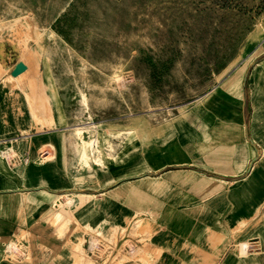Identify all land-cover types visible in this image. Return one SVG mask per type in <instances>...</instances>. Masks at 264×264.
I'll return each mask as SVG.
<instances>
[{
    "label": "rangeland",
    "instance_id": "obj_1",
    "mask_svg": "<svg viewBox=\"0 0 264 264\" xmlns=\"http://www.w3.org/2000/svg\"><path fill=\"white\" fill-rule=\"evenodd\" d=\"M263 41L264 0H0V77L19 91L26 116L25 137L0 141V194L18 190L16 177L22 189L14 195L23 243L10 256H25L24 242L34 243L46 196L43 221L71 247L74 264H97L84 246L91 250L96 234L106 235L88 204L94 195L74 192L112 183L114 165L135 161L146 133L183 120L243 58L261 52ZM19 62L26 73L14 78ZM48 132L58 141L31 138ZM80 138L99 148V160L84 159ZM40 166L44 172L33 171ZM51 186L57 194L47 192ZM135 228L142 233V225ZM144 250L120 262L151 264L148 244Z\"/></svg>",
    "mask_w": 264,
    "mask_h": 264
},
{
    "label": "crops",
    "instance_id": "obj_2",
    "mask_svg": "<svg viewBox=\"0 0 264 264\" xmlns=\"http://www.w3.org/2000/svg\"><path fill=\"white\" fill-rule=\"evenodd\" d=\"M18 94L0 77V141L25 137L26 116ZM174 121L145 134L135 161L114 162L112 183L82 191L94 195L88 204L103 233L114 243V235L118 239L114 252L97 264H124L122 255L137 254L147 244L144 254L153 258L151 264H264L262 247L252 246L264 238V49L248 54L183 120ZM10 129L18 137L3 135ZM58 135L31 138L57 142ZM0 166L6 171L5 164ZM43 167L57 172L54 166ZM43 167L33 171L40 174ZM15 182L17 191L0 194V264H74L71 247L43 221L50 205L46 196L35 214L34 243L24 242L25 256H10L16 249L9 243L22 226L14 195L22 190L19 177ZM56 187L38 191L57 194ZM136 225H142L141 234L134 235ZM78 236L88 239L84 231ZM244 242L249 248H243Z\"/></svg>",
    "mask_w": 264,
    "mask_h": 264
},
{
    "label": "bare ground",
    "instance_id": "obj_3",
    "mask_svg": "<svg viewBox=\"0 0 264 264\" xmlns=\"http://www.w3.org/2000/svg\"><path fill=\"white\" fill-rule=\"evenodd\" d=\"M33 50V49H32ZM18 69H19V71L21 70V69H23L22 68V66H20V65H18V67H17ZM25 73H26V71H23L22 70V72H18V74L17 75H14L13 77L14 78H19V77H24L23 75H25ZM40 77V76H39ZM31 78V77H30ZM33 78V77H32ZM38 80V79H37ZM38 84V83H37ZM42 85V84H41ZM41 85H39V86H41ZM39 88V87H38ZM41 88V87H40ZM43 88V87H42ZM41 88V89H42ZM40 90V89H39ZM40 92H41V90H40ZM48 117V116H47ZM77 128V127H76ZM83 128H85V127H79V131L80 132H82V130H83ZM75 131H77V129L75 130ZM80 141H81V138H80ZM92 141H94V142H92V143H95V140H92ZM77 145L79 146H81V147H84V148H86L87 149V152H85L84 153V156H83V154H82V156L84 157V159H86V161L88 160L87 158H88V156H92L93 157V159H95V161H97V160H99L100 159V154H96L97 152L99 153L100 152V150H99V148H94V145H93V147L91 146V147H89V148H87L88 146V144L86 145L85 143H83L82 141L81 142H78L77 143ZM82 152H84V151H82ZM81 155V154H80ZM91 157V158H92ZM82 158V157H81ZM79 160H81V159H79ZM85 161V160H84ZM83 161V162H84ZM88 162V161H87ZM89 163V162H88ZM74 194H81V196L82 195H85V193H83V192H74ZM59 196H61L60 194H59ZM72 202H76V196L75 195H73L72 197H70L69 198V204H71ZM252 239V238H251ZM262 241H263V239H262ZM261 241V242H262ZM20 244H22V238L20 237V236H18L17 237V239L16 240H13V241H11L10 243H9V248H13V247H16V246H19ZM261 244V245H260ZM262 244L263 243H258V244H254V245H252V246H255V247H258V246H261L262 247ZM249 246H250V244L248 243V242H244V244H243V248L244 249H247V248H249ZM239 249V248H238ZM257 251V250H256ZM255 251V252H256ZM248 252V251H247ZM254 252V253H255Z\"/></svg>",
    "mask_w": 264,
    "mask_h": 264
},
{
    "label": "built area",
    "instance_id": "obj_4",
    "mask_svg": "<svg viewBox=\"0 0 264 264\" xmlns=\"http://www.w3.org/2000/svg\"><path fill=\"white\" fill-rule=\"evenodd\" d=\"M114 242L108 238V236L101 234L100 232L96 234V243L90 250V254L97 256L98 259L106 258L107 253L114 252Z\"/></svg>",
    "mask_w": 264,
    "mask_h": 264
},
{
    "label": "water",
    "instance_id": "obj_5",
    "mask_svg": "<svg viewBox=\"0 0 264 264\" xmlns=\"http://www.w3.org/2000/svg\"><path fill=\"white\" fill-rule=\"evenodd\" d=\"M18 65L22 66V68H24V69L26 68V66H25L24 63H22V62L17 63L15 69L12 71V74H13V75H17V74H18V72H19V69L17 68Z\"/></svg>",
    "mask_w": 264,
    "mask_h": 264
}]
</instances>
